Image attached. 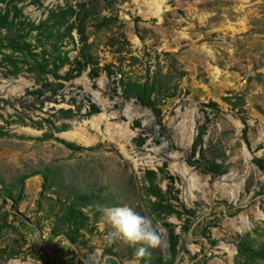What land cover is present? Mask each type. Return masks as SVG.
<instances>
[{"label":"rangeland","instance_id":"obj_1","mask_svg":"<svg viewBox=\"0 0 264 264\" xmlns=\"http://www.w3.org/2000/svg\"><path fill=\"white\" fill-rule=\"evenodd\" d=\"M0 264H264V0H0Z\"/></svg>","mask_w":264,"mask_h":264},{"label":"clouds","instance_id":"obj_2","mask_svg":"<svg viewBox=\"0 0 264 264\" xmlns=\"http://www.w3.org/2000/svg\"><path fill=\"white\" fill-rule=\"evenodd\" d=\"M100 211L113 229L106 235L108 242L119 237L130 244L141 242L156 246L159 243L157 224H154L150 216L141 215L127 204L102 207ZM145 251L143 246L137 247L133 255L140 257L145 255Z\"/></svg>","mask_w":264,"mask_h":264},{"label":"bare ground","instance_id":"obj_3","mask_svg":"<svg viewBox=\"0 0 264 264\" xmlns=\"http://www.w3.org/2000/svg\"><path fill=\"white\" fill-rule=\"evenodd\" d=\"M82 140V139H81ZM82 142V141H81Z\"/></svg>","mask_w":264,"mask_h":264}]
</instances>
